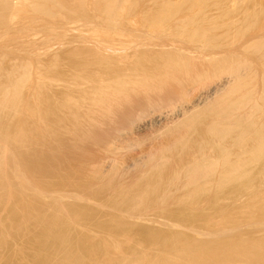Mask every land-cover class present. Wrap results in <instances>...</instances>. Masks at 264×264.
I'll return each instance as SVG.
<instances>
[{
	"label": "bare ground",
	"instance_id": "1",
	"mask_svg": "<svg viewBox=\"0 0 264 264\" xmlns=\"http://www.w3.org/2000/svg\"><path fill=\"white\" fill-rule=\"evenodd\" d=\"M31 1H32V5H30L31 3H28V2L27 3L29 5H27L26 0H16V2H13L12 0H0V26H4V32H2L3 29L0 31V33L1 32L4 33V35L0 34V42L4 46V47H2V49L5 47L11 48L10 47L11 45L17 46L19 50L27 49V48H29V41H31L33 38L37 37L38 30L35 31V29H33L32 27L35 25L36 22L38 23L39 21H42L48 17L45 14L51 11V8H50L51 6L46 5V2L47 3L51 2V0H31ZM130 1H132L131 4H134V5H136V4L139 5L141 3L155 4L158 2V0H130ZM238 1L239 0H196V2H194V3L196 5L197 4H201V5L204 4L206 6L211 7L212 5H217V4H224V5L231 4V5H233L234 3H237ZM98 2H99V4H100V2L105 4V6H106V9H105L106 12L105 13L107 14V16L113 17V16L121 14L122 11H120V9L125 6V3L128 2V0H100ZM192 2H193V0H191V4H193ZM26 6H29V8ZM31 6H33V7H31ZM38 11L44 12L45 13V14L43 13L44 16H47V17H45L44 19H41L42 14H40V13L38 14ZM164 13H162V14L160 13L159 18H160V16L162 18V16H164V17L166 16L165 14H169V13H165V14ZM39 15H41V16H39ZM48 18H50V17H48ZM162 19H164V18H162ZM249 19L251 20L252 17ZM45 21H44V24L41 22L43 24V25L41 24V26H42L41 28L44 29L42 31L44 32L46 37L49 34L51 35V36L49 35L50 37H53L54 34H51V33L54 30L51 31V29H52L51 25L55 26V24L57 23V25L59 26V25H61V24H59L60 21L55 22V21L51 20V18H50L49 23H48V21L47 22H45ZM51 21H53L52 22L53 24H51ZM46 23H48V24H46ZM62 24H63V22H62ZM39 27H37V28L39 29ZM55 27H53V28H55ZM61 27H63V26H60V28ZM63 28H62L63 32L66 33V31H64ZM57 29L58 28H55V31ZM59 29L57 31L62 32L61 29L60 30ZM39 31L41 32V29H39ZM55 31H54V33L57 34L58 32H55ZM146 32H148V31H146ZM254 32L255 31L249 33V37L254 39V42L250 43L252 48L255 49L258 46L259 47L261 46L264 48V43L262 41H259V40H261L260 37H262V39H263L262 33H264V29L262 30V32L260 31L261 33L260 32L254 33ZM64 33H62V35L65 36ZM231 34L232 35L235 34V35H239V36H244V35L246 36L247 32H245L243 30V31H236L235 33H231ZM42 35H43V33H42ZM60 35H61V33L60 34L58 33V36H60ZM74 35H77V34H74ZM41 36L38 35V38ZM79 36H80V34H79ZM79 36L78 37L76 36L77 37L76 39H78V38L82 39V36H81V38ZM43 37H44V35H43ZM38 38H36L37 43L39 41ZM45 38H43V39L45 40ZM60 38H61V36H60ZM46 39L48 40V38H46ZM56 39H58V38H56ZM255 39L256 40L259 39V40L256 41ZM49 40L51 43L50 38H49ZM121 40L123 41V39H121ZM41 41H42V39H41ZM77 41L75 40V42H77ZM80 41H78V42H80ZM125 41L127 42V39ZM35 43L36 42H34V46H37L38 44H41L43 42L38 43V44L36 43L37 45H35ZM93 43H94V41H93ZM95 43L97 44V42H95ZM233 43H235V42H233ZM235 44H237V46H238L239 43L236 42ZM235 44L233 45L231 50H234L236 52L240 47L234 48ZM46 45H47V43L41 44L40 45L41 48H40V46L39 47L37 46L38 48L35 47V49L40 48L38 53H40V51H41V53H42V51L45 53L44 49L46 51H48L49 46L51 47L50 44L47 46ZM245 45L247 46V44H245ZM96 46H99V45H96ZM43 47H44V49H43ZM252 48H250V49L252 50ZM32 49H34V47ZM32 49H30V50H32ZM207 49H209V48H207ZM9 50L7 49V51H9ZM34 50L31 52L35 53ZM226 50L228 51L229 48ZM241 50H245V49L241 48ZM246 50L244 52L249 51V49H248V51H246ZM7 51H5V52H7ZM11 51H13V49ZM97 51H99V49ZM197 51H199V50H197ZM203 51H206V49L205 50L203 49ZM0 52H1V50H0ZM2 52H3V50H2ZM13 52H10V56H11V53H13ZM208 52H212V51H208ZM213 52H214V49H213ZM263 52H264V49H263ZM20 53H21V51H20ZM24 53L22 52V54H24ZM44 53H42V55ZM0 54H3V53H0ZM4 54L2 56H4ZM35 54H36V57L38 58L39 54H37V53H35ZM46 54H49V53H46ZM28 55L31 56L34 54L28 53ZM42 55H40V56L42 57ZM7 56H9V55H7ZM44 56H47V55L44 54ZM5 57H6V55L2 59L0 56V60L1 59L5 60ZM21 57H20V60H21ZM23 58H25V57H23ZM48 58H51V57H48ZM198 58H196V59H198ZM220 58H221V56H220ZM28 59H30L29 56H28ZM32 59H34V57L31 56L30 60H32ZM38 59H40V58H38ZM46 59H47V57H46ZM208 59H207V61H208ZM2 60H1V62H2ZM36 60H34V61H36ZM41 60H42V58H41ZM44 60H42L41 63H43ZM167 60H168V58H167ZM170 60H171V58L169 59V62H170ZM188 60H191V59H187V61ZM8 61H9V59H8ZM15 61H16V64L13 62V66L16 65V68H18L17 66H19V64H17V63L19 61L17 62V58ZM24 61H26V62H24ZM34 61H30L31 64H32V62L34 63ZM193 61H194V58L192 61L185 62L184 64H181V63H183V61L182 62L180 61L178 63L176 61L175 62L171 61L170 68L172 70H170V71L173 72L172 76H170V75L168 76L167 74H164V75L161 74V75H158L154 78L150 77V76H146L145 78H143L139 81L137 80V81L129 82V84L126 85L125 88H122L120 90L119 89L114 90V89L109 88L107 86H101V87H98L97 91L94 92L93 94L91 92V94L89 96H87L88 93H86V91H85V93L83 91L82 96H83V93H84V95L86 94V96L88 97L87 101H84V100H86V98L83 100V98L80 97V99H81L80 100L79 98L77 99V97L75 98L74 95L73 96L68 95L73 100L77 99V101L76 100L71 101L70 100L71 98L66 95L67 99H65L66 97L64 98L65 100H63V97H62V99H60L61 101L63 100V103L60 105V108H61V110H63V108H67V107L68 108L70 107V108L65 110L66 112L63 110L64 113L61 112L60 115H62V113L64 115H62L61 117H60V115H58L59 113L55 117L53 116V114L57 113L56 112L57 110H55L51 106V100L49 98L48 99L45 98L46 96H44V94H42L45 91V89L42 88V86H46L45 85L46 83L44 85L40 86V84L42 83L40 81V80H42L41 75H40L43 72L42 70H39L38 68L35 69V70H39V72H40V74H39V72L34 71V69H31L32 68L31 64L26 59L23 60V63L25 65H27V62H28L27 67L26 66L23 67V69L25 71H23V69H22V65H24V64L20 63L21 61L19 62L20 64H22V65H20L21 67H19V69H17V70L22 69V71L20 70V73L19 72L17 73L15 70L16 68H14L13 66L10 67L12 64L10 65L8 62L7 63H8V66L10 67V69L13 68L14 72L17 74L13 73L12 69H11L12 72L9 71L10 69L9 70L7 69L9 67H7L5 69V70H8L9 73L4 72L5 70L3 71L2 69H0V202H1V204L11 205L12 204L11 199H12V197H14L13 193H15V192L20 193L21 196H18V197H20V201L16 200L17 201L16 204L11 205L10 212L14 213L15 211H17V213H18V211H21L22 215L18 219H14L12 223L10 222L11 224H9V226L11 227V229L14 228V230H16L18 232H21V230L23 231L24 228L26 229V227H28L29 224H32L34 227H37V229L35 228L36 229L35 233H30L31 234V236H30V243L31 244L30 245H32L31 246L32 247L31 258H32V261L35 262V264H51L52 263L51 258L53 259L54 257H56L55 258L56 261L53 259L54 264H85V260H84V256H86L85 254L87 252H90V250H94V248L97 247L96 245L93 247L90 245V243L88 241V240H90V238L88 240H85L84 238L73 237V236L69 235V233H66L68 231V229L72 226V224L75 221L79 220L82 213L79 210L70 211L71 209L66 208L68 205L64 207L63 205H61L62 203L59 204V202H57V199L62 194L58 193L59 194V196H57L58 198L55 197L56 200H53L52 202L50 199V202H48L49 207L47 206V208H48L47 211L45 210V212H39V210H38V207H37L38 202L43 199L45 194L53 192V191H51V187H52L51 184L45 183V181L41 179L39 173H41V175H42V173L43 172L45 173V171L51 172V170L49 169L52 167L51 164L54 165V167H56L58 170V167H57V165L55 166V164L60 163V161H62L61 160L62 155L58 156V154H57V156L53 157L56 154L55 153L52 155L53 158L51 157V154L53 152V150L51 151V147L53 146V145L51 146L52 140H54L55 142L56 141L58 142L57 148L60 149L64 153V156L67 153V156L73 157V158H69V160L70 159L74 160V158L78 159V161H79L78 166L75 164L76 166L75 165L74 166L76 167V169H75V171H73V170L72 171L76 172V174L78 176H80L79 181L83 179V181H84L83 186L85 188L83 186L82 187L85 190L90 189V191L92 193L93 192L98 193V192L107 191V194H109L108 191L112 192V194L110 195V197L108 199L109 203L112 206H114V208L118 207V208L122 209L123 212L125 211V212H127V214H130V215L132 213L136 214V212L140 213L139 211L144 210V209H145V211H147V209H146V207H147L146 197L147 196L152 197L153 204H152L151 208L154 206V204L157 207H158V205L160 207V206H162L161 204H163L165 201H167L168 194H169L167 191H169V190L166 191L167 187H164L166 189L164 190L163 193L162 192L157 193L159 187L156 188V186H158L157 185L158 183L162 184L165 182V184H168V187H169V189H171V191L172 190L175 191L177 189H180V190H185L187 192V190L189 188H191V189L193 188L194 194L192 193V190H191L192 194L186 193L185 197H184L183 194L185 193V191H183L184 193L181 191L183 193V194L181 193L183 197L180 195L182 197V199L188 198V199L193 200V197L195 195H198L199 193L202 192V188L200 187L199 181L201 179H203V177L205 178V177L209 176L213 172V170L217 171V169H219L218 167L220 165H222L224 168L220 176H222V177L224 176L227 180H229L228 182H230L228 184L226 190H225L226 192H228L227 190H232V189L233 190L242 189L243 186H246V184H248L249 181L255 177V175L253 173H250V171L248 170V168H246V166L253 164L254 167L257 168V170H258L257 171L258 175L261 173H264V169H263L264 166L263 167L260 166V163L264 161V117H262L264 113H260V112H263V110H264L263 106L261 105V103L262 104L264 103V71H263L264 68L261 69L258 66L259 70L261 71V75H259L257 78L256 75L254 74V73H256V70L258 71L257 66H254L255 64H252L251 60L248 57L241 56V55L240 56L236 55V57H232V58L230 56V58L225 59L216 65L219 68L218 70L220 72H223L225 74V76L228 75L230 77V81H231V78H232V80H234L233 82L235 83V85H233L234 83L231 82V83H233L232 84L233 87L228 88L230 85H228V87H227L229 93L232 92L231 93L232 95H230L227 92L230 95V97H233V95L236 94L235 92L237 91V89L245 90V93L243 92L242 96L239 98L238 101L236 100L237 98L234 99L237 101L235 104H228L230 102H233V99H231L232 101H230V102L227 101L226 104H221L222 106L219 105L220 107L215 109V110H213L211 108V110H213V111L206 109V112L210 113L213 116L212 119L216 120V119H219L221 117L224 118V116H226L225 121L217 122V121L212 120V121H210L209 125H207L208 127H206L207 128L206 134L208 135L207 144L212 143L213 146L215 147L214 154L218 155L216 157V159L205 161V160H202V158L196 159L194 157L192 166L188 167L189 166L188 165V166L184 167V168L188 167V169L186 168L183 171V168H182V170L178 171V172H172L169 174L166 173L167 176H164L163 173H161V168L164 166L163 164L166 163L169 165V163L171 161H167V162L162 164L163 166H161L160 165L161 163L158 161V159L161 158V156L163 154L159 158L158 157L154 158L155 154L150 150L147 152L143 151V152H145V154L142 153L141 158L144 156L143 158H145V160H146L145 163H151V165L153 167L155 166V169L151 172H147V170L142 169V166H141L142 164L140 165V163H139L141 159H139L137 157V155H133V156H136L137 158L136 157L132 158L133 157L132 156L131 158H129V160L127 159L128 161L124 162L122 160L123 162H120L121 161L120 160V157H121L120 152L121 153L124 152L121 150H123L125 148V146L123 145L124 143L122 144V142H120L121 137L119 140L118 135L120 133H122L121 130L123 131V129L126 126L129 127V125H131L133 123L135 124L136 121L141 120L140 122H138V124L143 127L144 126L143 124H145V123L148 124V123H150V120L153 119L154 112H156V111L159 112L158 111L159 109H161V108L163 109V107L168 106V105L170 106L172 103H175V101L178 102L177 100L180 101L182 99L183 100L186 99L185 97H189L190 94H192L195 89L199 90L201 87L203 88L206 85V87L204 88L205 91L212 90L213 88L215 90L216 84L212 85L213 84L212 82H214L212 80V78H214L213 75L216 76V74H214V72H213V71H215L214 68H212L213 65L211 66V68L213 69L212 70L209 66V64H211V63H207L206 60L204 62L201 61L202 63H198V62L195 63V61L194 62ZM196 61H198V60H196ZM208 62H211V60H209ZM48 63H51V62L48 61ZM44 64L46 65L45 61H44ZM212 64H213V61H212ZM260 64H262V63L260 62ZM3 65H5V64L3 63ZM3 65H0V67H2ZM29 65L31 68L28 70L25 69V67L29 68ZM40 65H41L40 67L44 68L43 64H40ZM32 66H33V64H32ZM35 66H37V67L39 66V65H37V61H36ZM216 66H214V67L216 68ZM47 68H51V67L46 66L44 71ZM246 70L249 72L252 71L253 75L250 77L249 76L246 77L244 75ZM44 74H46V73H43V75ZM49 74H50V72H49ZM221 75L222 74H220V76ZM248 75H250V74H248ZM71 76H72V74H71ZM211 76H212V78H211ZM228 76H226V77H228ZM48 77L49 76H47V78ZM50 77H52V80L54 79L53 76H50ZM66 77H67V75H66ZM47 78L45 81H50L51 78H48V80H47ZM67 78H65V79H67ZM220 78L221 77H219L218 80H220V82H221L222 79H220ZM44 79H45V77H44ZM57 79L58 78H56L54 81H56ZM73 79H72V81L75 82V78H73ZM209 80L211 81L212 84L210 83V85H212V86H210V85L207 86ZM223 80H224V77H223ZM39 81H40V84L37 83ZM45 81H43V82H45ZM65 82H67V81L65 80ZM73 82H70V83L72 84ZM220 82H218V83L220 84ZM222 83L224 84L225 82H222ZM50 85H51V83H50ZM225 85H227V84H225ZM225 85H224V87H225ZM47 86H46V88H47ZM224 87H221V88L224 89ZM218 88H216V90L214 92L219 91L218 93H223L227 89V88H225V90L223 92L222 91L220 92V90H218ZM42 89H44L43 92H42ZM235 89H236V91H234ZM48 90L51 93V90L50 89H48ZM205 91H203V92H205ZM233 91H234V94H233ZM77 92H78V90H77ZM203 92H202V94H203ZM73 93H76V92H73ZM239 93H240V91L238 92V94ZM195 94H197V93H195ZM77 95H79V94H77ZM204 95L206 96V94H204ZM214 95H215V93H214ZM214 95H213V97H215L216 95H218V97H219L220 94H216L215 96ZM205 96H203V95H202V97L199 96V99H201L203 97L205 98ZM225 96H227V94ZM55 97L57 98V95ZM58 97H59V95H58ZM209 97H211V96H209ZM59 98H61V97H59ZM227 98H228V96H227ZM192 99H194V96ZM206 99H208V97ZM220 99L222 101V99H224V98H220ZM189 100L194 102L190 98H189ZM194 100L196 101L197 99H194ZM213 100H215V98ZM216 101H217V98H216ZM223 101H225V99ZM206 102H203V103H206ZM55 103H56V105H57V103L60 104V102H55ZM211 103H212V101H211ZM220 103H222V102H220ZM207 104L209 105V102H207ZM53 106H55V105H53ZM57 106H59V105H57ZM205 106H206V104H205ZM216 106H217V104H216ZM213 108H216V107H213ZM164 113L165 112H163V114ZM195 113H198V112H195ZM200 114H202V113H200ZM260 114H262V116ZM51 116H53L52 119H54V120H52V123H54L52 131H51V128H52L51 127V124H52L51 123ZM193 116H195L194 113L190 117H193ZM202 116H204V115H202ZM163 117H165V116L163 115ZM190 117L187 120H190L191 119ZM159 120H161V119H159ZM191 120L193 121V119H191ZM207 120L205 118V122ZM141 122L142 123L144 122V123L142 124ZM188 123L191 124V122H188ZM202 124L204 125V123H202ZM185 125H186V122H185L184 126H182V128L184 127L183 130L185 129V127L188 126V125H186V126ZM149 126H152V124H150ZM176 128H178V127H176ZM146 129H147V127H146ZM174 130H172V131H174ZM174 132H172V133H174ZM177 132H179V129L177 130ZM183 133H185V132H183ZM121 135H119V136H121ZM123 135H124V133H123ZM126 135H127V133H126ZM169 135H171V134L169 133ZM125 137H128V135ZM177 137H178V135H177ZM128 138H130V137H128ZM182 138L183 137H181V139ZM134 139H136V138H134ZM165 139L166 138L164 137V141H166ZM173 139H174V137H173ZM195 139H196V137H195ZM201 139H203V138H201ZM128 140L131 141V139H128ZM130 141H128L127 143L129 144ZM134 141H136V140H134ZM186 141H188V140H186ZM202 141H204V139ZM243 141H245L246 150L244 149V146L242 147V149L245 150L244 151L245 154H243L242 157H238V156L232 157L231 156L232 152L229 153V148H226V146L232 144V142H234V144L237 145V144H240V142L243 143ZM124 142H126L125 139H124ZM169 142H170V140H169ZM175 142L176 141H174V144H175ZM131 143L134 144L133 141ZM171 143H173V142H170L169 145ZM207 144H206V146L209 147V150H211L212 149V148L210 149L211 145L208 146ZM130 145L132 146V144H130ZM130 145H128L126 147H129ZM157 145H159V144H157ZM203 145L204 144H202L200 146V148H201L200 152H202V151L204 152L203 149L205 146L203 147ZM53 147H55V145ZM170 147H172V146H170ZM163 148H165V146ZM152 149H154V146L151 148V150ZM160 149H159L160 153H164L167 151H168L167 153H170L169 150L166 151L164 149L165 151L163 152V150H162V152H161ZM167 149H168V146H167ZM192 149H195V147L194 148L192 147ZM233 149H236V148H233ZM146 150H148V148ZM238 150H239V148H238ZM191 152L192 151L190 150V153ZM196 152H197V149H196L195 153ZM207 152H208V149H207ZM207 152L205 151V153H207ZM210 153H211V155H213L215 157V155L213 154L212 151H210ZM44 154H46V155L48 154V157L44 158ZM194 154H193V156H195ZM208 154H209V152L207 153V155ZM188 155H189V153L184 154V152H183V155H181V156L188 157ZM193 156H191V158ZM167 157L168 156H165V158L163 160L167 159ZM175 158L173 157L172 163H173ZM51 159H52L53 163H51L52 162ZM169 159H171V158H169ZM205 159H207V158H205ZM210 159H211V156H210ZM69 160H67V161L68 162L72 161V160L71 161H69ZM185 161H187V160L185 159ZM62 162L60 163L61 164L60 167H62V165L66 161L63 162V164H62ZM75 162L76 161H73V163H75ZM161 162H163V161L161 160ZM145 163H144V165H145ZM172 163H170V164H172ZM69 164L71 165V163H69ZM187 164L191 165V163H187ZM147 166H149V164ZM182 166H184V165H182ZM53 168H52V170H53ZM68 168H70V167L68 166ZM65 169H67V166ZM70 169H72V167ZM167 169H169V168H167ZM177 170H179V169H177ZM220 171L221 170H219V172ZM52 172H55V171H52ZM77 175H76V177H77ZM262 175L264 176V174H261V177H262ZM67 176H69V173L67 174ZM63 177H61V178H63ZM72 177H73L72 179H74L75 175ZM66 178L68 179V177L65 176V179ZM45 179H47V178H45ZM65 179H64V181H65ZM70 179H71V177L69 178V180ZM140 179H142V182H140ZM238 180H240V181H238ZM206 181H209V180H206ZM60 183H59V185H60ZM66 183H68L67 180H66ZM69 183L71 185H73L72 184L73 182L71 183L69 181ZM69 183L67 185H69ZM80 183L82 184L81 181H80ZM202 183H204V182H202ZM256 183H254V184L256 185ZM78 184L76 182V185H78ZM135 184H141V185L138 186ZM71 185L67 186V188L68 187L69 188L75 187V189L78 190L79 187H76L75 183L73 186H71ZM133 186H136V188H134ZM53 187H54V185H53ZM80 188H81V185H80ZM203 188H204V186H203ZM55 189H56V186H55ZM82 189H81V191H82ZM162 189H163V187H162ZM248 189H250V188H247V190ZM47 191H49V192L46 193ZM79 191H80V189H79ZM165 191L167 193H165ZM171 191H169V192H171ZM204 191H205V189H204ZM54 192H57V191L55 190ZM62 192L60 191V193H62ZM70 192H71L70 196H72L73 192L72 191H70ZM178 192H179V190H178ZM17 193H15V194L17 195ZM90 193H89V195H90ZM66 194L67 193H65V195ZM83 194H84V191H83ZM175 194H176V191H175ZM175 194H173V192H172V195H175ZM252 194H253V192H252ZM252 194H251V197H250V195H247L246 200H248V201H244V202H248L247 205L244 204L246 206L245 209H247V208H251V209L253 208L254 209L255 208L254 206L256 205L255 201H258L257 204H259V200L264 202V200H263L264 199V196H263L264 191H262V190L257 191V193H255L254 196H252ZM65 195H62V196L65 197ZM218 195H219V193L216 194V197ZM67 196H68V194H67ZM180 196H178V197H180ZM169 197H170V195H169ZM248 197H250V198L248 199ZM50 198H51V195H50ZM96 198H97V196H96ZM244 198H246V197H244ZM60 199H62V198L60 197ZM60 199H59V201H60ZM169 199H168V201H169ZM98 200H99V198H98ZM44 201H46V200H44ZM34 202L35 203L37 202V204H34ZM40 202L42 203V205L40 204L41 206H43V204L46 203V202L43 203V201H40ZM62 202H63V204L65 203L64 201H62ZM105 202H107V201H105ZM185 202H186V200H185ZM262 203H260V204L262 205ZM190 204H193V203H190ZM242 204H243V202H242ZM252 205H253V207H252ZM245 206H243V207H245ZM4 207H2V210H4L6 208V207L5 208ZM75 207H77V206H75ZM261 208H260V211H262ZM110 209H111V207H110ZM257 209H258V207H256V210ZM119 210H117V211H119ZM122 210H120V212ZM148 210H149V208H148ZM177 211H178V209H177ZM245 211L246 210H244V212ZM258 211H259V209L257 210V212ZM10 212L8 211V213H10ZM83 212H84V210H83ZM90 212H92V211H90ZM244 212H241V214L240 213L239 214L242 215V213L244 214ZM257 212H255L253 214L259 215V213H257ZM6 213H7V211H6ZM248 213L250 214L249 210H248ZM245 214H247V213L245 212ZM262 214H263V211H262ZM234 215L235 214H233V216ZM236 215H237V213H236ZM261 216L263 217V215H261ZM240 218L242 219L243 217H240ZM245 218H244V220H245ZM247 218H249V217H247ZM252 218H254V217L252 216ZM259 218H261V217H259ZM231 219H232V221L235 220L234 218H231ZM224 220L226 221V219H224ZM92 221H93V219H92ZM232 221H230V222H232ZM3 223L5 224V222H3ZM225 223H226L225 225H227V222H225ZM99 225H98V228H99ZM86 226H88V224ZM94 226H96V223ZM116 226H117V223H116ZM7 227L8 226L6 225L4 228L7 229ZM29 227H28V229H29ZM113 227H115V226H113ZM215 227H219V226H215ZM2 228H3V226H2ZM2 228L0 229V244L3 242V240L5 241V238H7L11 235V234H9L7 236V230L5 233V229L4 228L2 229ZM94 229H96V228H94ZM99 229H102V228H99ZM106 229H107V227H106ZM215 230H217V229L215 228ZM215 230H212L213 233ZM29 231H27V233ZM8 232H10V228H9ZM24 232H22L23 235H24ZM111 234H113V232ZM17 235H19V233H17ZM140 235H141V237H140L141 243L142 242H146V243L155 242V243H158L159 245H161V247L163 249H166L168 252L169 251L170 252H176V251L181 252V253L179 252L180 256H172V253L168 255V253L160 252L161 254L159 253L160 255L157 256V259H155L157 261V264H226V263H228V264L229 263H232V264H247V263H249V264L250 263L264 264V237L260 239L259 236H256L257 238L259 237V239H255V237L254 238H249V237L243 238V236H241L242 239L239 241H231V240H229L231 238H228V240H225L223 242H215V240H214L215 244L213 246H211L210 249H208V253L207 252L205 253L203 251H202L203 253L202 252L199 253V252H196L199 249L195 251V248L197 245L195 246V248L192 245L191 246L190 245H187V246L183 245V243L180 245V243H179V242H181V241H179L180 238L177 237L176 236L177 234H174V233H173V235L170 234V236H168V238H166V237H164V235L162 236L161 234H159L155 231H151V229H150V231H141ZM178 235H179V233H178ZM80 236H82V235L80 234ZM250 237H252V236H250ZM27 238H29V236ZM223 238L226 239L225 237H223ZM239 238L240 237H238V239ZM182 242H184V241H182ZM5 243H6V241H5ZM5 243H3V244L5 245ZM141 243L140 244L138 243V244L141 245ZM192 244H194V243L192 242ZM26 245H29V243ZM142 245L145 246L144 243H142ZM206 245H202V246L205 247ZM12 248H13V246H12ZM17 248H19V247H17ZM105 248H107L106 245H105ZM111 248H112V246H111ZM111 248H109V250ZM112 251L113 250L108 251V252L112 253ZM11 252L13 253L12 250H11ZM92 255H93V252H92ZM107 255H105L106 256L105 259L95 260L94 262H91L90 264H112L113 262H116V264H138L137 260L127 259L124 257L112 259L111 257H109ZM94 256H96V255H94ZM0 259L4 260L1 258V255H0ZM86 259L88 260L89 257H87ZM93 259H94V257H93ZM149 260L146 262L144 261L143 264H152L153 262H156L154 260H151L152 261V263H151ZM91 261H92V259H91ZM5 264H9V263L5 262ZM87 264H89V263H87Z\"/></svg>",
	"mask_w": 264,
	"mask_h": 264
},
{
	"label": "rangeland",
	"instance_id": "2",
	"mask_svg": "<svg viewBox=\"0 0 264 264\" xmlns=\"http://www.w3.org/2000/svg\"><path fill=\"white\" fill-rule=\"evenodd\" d=\"M12 1L16 2V0H12ZM30 1L31 0H26V3L28 2V3H31L30 5H32V1L31 2ZM98 1H100V0H51V2H48V3L46 2V5L51 6L50 7L51 11L46 13V14L44 12L38 11V14L39 13L42 14V16L39 15V16H41V19H44L45 17L48 16L51 18V20H53L55 22L60 21L59 24H61V25H59V26L57 25V23L55 24V26L57 25L56 27L54 25H51V28H52L51 31H53V30L55 31V28L59 29L60 26H63L64 28L63 27L60 28L62 32H58L57 31L58 29L55 31V32H58L59 34L61 33V35H60L61 38H60V36H58V33L55 34L54 31L51 33V34H54L53 35L54 38L50 37L51 36L50 34H49L50 36L49 35H47V37L45 36L44 32L42 31L44 29L41 28L42 27L41 24L42 23L44 24L45 20H46L45 22L48 21V23H49L50 18L47 17L48 19L46 18L42 21H39L38 23L36 22L35 25L32 27L33 29H35V31L38 30L37 37H35L31 41H29V48L23 49L24 51L22 49L19 50L17 46H13V45L10 46L11 48L5 47L2 49V47H4V46L0 42V44L2 45V46L0 45V50H1L0 53H3V54L5 53L4 56L6 55L5 60H2L4 58V56H2L3 54H0V56L2 58L1 59L2 62L0 60V65H3V63L5 64L2 67H0V69H2L3 71L7 67H9L8 63L10 65L12 64L10 67L13 66V62L16 64V61H15L16 58H17V62L21 61L20 63H23V60H25V59L28 62L34 61L37 59L36 60L37 65H39L38 67L35 66L36 61H34V63L32 62L33 66L30 62L32 68L30 67V65H29V68H26L28 65V62H27V65H25L24 63H23L24 65H22L18 62L17 63V64H19V66H17L18 68H16V65L13 67L16 68L15 70L17 73L18 72L20 73V70L22 71L24 66H26L25 69H27V70L31 68L37 72H39V70L43 71V72L41 71L42 74H40V72H39V74L41 75V78H42V80H40V81L42 83L40 84V81L37 83H39L40 86L44 85L45 83H46L45 84L46 86L48 85L47 88H46V86H42V88L45 89L44 92H43L44 89H42V92H43L42 94H44V96H46L45 98H47V99L49 98L51 100V106L55 110H57L56 111L57 113L53 114L54 117L58 113H59L58 115H60L61 112L64 113L65 110L70 108V107L69 108L68 107L63 108L64 111L61 110V108H60V105L63 103V100L67 99L68 95H70V96L74 95V97L75 98L77 97V99L78 98L80 99V97H81L84 100L86 98V100H84V101H87V98H88L87 96H89L91 94V92H92V94L94 92H96L98 87H101V86H107V87L112 88L114 90H116V89L120 90L122 88H125L126 85L129 84V82L137 81V80L139 81V80L145 78L146 76H150L153 78L158 76V75H161V74H163V75L167 74L168 76L169 75L172 76L173 72L170 71V70H172L170 68L171 61H174V62L176 61L177 63L180 61L181 62L183 61V63H181V64H184L185 62L192 61L194 58L195 63L196 62L202 63L201 61L204 62L205 60L207 63H211V64H209V66L211 68V66L213 65L212 68H214V70H215L213 72H214V74H216V76H214L212 74L214 78H212V76H211V78L214 82H212L213 83L212 84L211 83L212 80L210 79L211 81L210 80L208 81L207 86H209L210 83L212 85L216 84V88L219 87L218 90H220V92L221 91L223 92L225 90V88L228 87V85H230L228 88L233 87V85H235V83L233 82L234 80H232V78H231V81H230V77L228 75H226V76H228V77H226L225 74L223 72H220L218 70L219 68L216 66L221 61L230 58V56H231V58L236 57V55L246 56L251 60L252 64H255L254 66H257V68L259 66L261 69L264 68L263 67L264 66V52H263L264 48L261 46L260 47L258 46L255 49L252 48L250 43L254 42V39L249 37V33L253 32V31H255V32L261 31L262 32V30L264 29V0H239L237 3H234L233 5H231V4H228V5L217 4V5H212L211 7L206 6L204 4H202V5L197 4L196 5L194 3V2H196V0H193V2H192L193 4H191V0H158V2L155 4L141 3L139 5L131 4L132 1L128 0V2L125 3V6L120 9V11H122L121 14L113 16L114 18L111 16L110 17L107 16V14L105 13L106 12L105 11V9H106L105 4H103L101 2L99 4ZM28 3H27V5H29ZM26 7L29 8V6H26ZM31 7H33V6H31ZM164 12L169 13V14H165ZM43 13L47 16H44ZM160 13L161 14L164 13L166 15L165 17L162 16V18H164V19H162L161 16H160L161 19L159 18ZM251 17H252V19L250 20L249 18H251ZM53 21H51V24H53L52 23ZM61 21L63 22V24ZM48 23H46V24H48ZM37 27H39V29H41V32L43 33L44 37ZM53 27H55V28H53ZM62 28L64 29V31H66V33L63 32ZM2 29H3L2 32H4V26H0V31ZM243 30L245 32H247L246 36L245 35L239 36V35H235V34L232 35L231 34V33H235L236 31H243ZM146 31H148V32H146ZM2 32L0 34L4 35V33H2ZM62 33H64L65 36L62 35ZM78 33L80 34V36ZM74 34H77V35H74ZM262 34H263V39H262V37H260L261 40H259V39H257V40L255 39V40L256 41L259 40V41H262L264 43V33H262ZM38 35L39 36L42 35V36L38 38ZM76 36L77 37L79 36L80 38L82 36V39H79V38L76 39L77 38ZM42 37L43 38L46 37V38H48V40L46 38L44 40ZM36 38H38L40 41V42L38 41V43L43 42L41 44L47 43V45H49V44L51 45V47L49 46L48 51H46L43 47L45 53L43 51H42V53H44L47 56H44V54L42 55L41 51H40V53H38L40 48H41V46H40L41 44L37 43ZM49 38L51 39V43H50ZM56 38H58V39H56ZM41 39H42V41H41ZM121 39H123L124 42ZM126 39H127V42L125 41ZM75 40L76 41L81 40V41L75 42ZM93 41H94V43H93ZM34 42H36L38 44L37 45L35 43V45H37L38 47L40 46L39 49H35V47H37V46H34ZM95 42H97V44ZM233 42H235V43L238 42L239 43L238 46H237V44H235ZM244 43L247 44V46ZM234 44H235L234 48L240 47L236 52L234 50H231ZM96 45H99V46H96ZM33 47L35 50L32 49ZM207 48H209V49H207ZM228 48H229V50L227 51L226 49H228ZM241 48H243L245 50L248 48L249 51L247 49L246 51H248V52H244L245 50H241ZM250 48H252V50ZM7 49L8 50L10 49V50L7 51ZM12 49L14 52L11 51ZM30 49H32V50H30ZM98 49H99V51H97ZM203 49L204 50L206 49V51H203ZM213 49H214V52H213ZM2 50H3V52H2ZM33 50L35 51V53L39 54L38 58H40V59H38L36 57V54L34 52H31ZM197 50H199V51H197ZM5 51H7V52H5ZM20 51H21V53H20ZM208 51H212V52H208ZM10 52H13L14 54L11 53V56H10ZM22 52L23 53L25 52V53L22 54ZM28 53H33L34 55H31V56L34 57V59L30 60L31 56L28 55ZM46 53H49V54H46ZM7 55H9V56H7ZM27 55L29 56L30 59H28ZM40 55H42V57ZM220 56H221V58H220ZM20 57H21V60H20ZM23 57H25V58H23ZM46 57H47V59H46ZM48 57H51V58H48ZM41 58H42V60L45 59L44 61H45L46 65L44 64V61H43V63H41V61H42ZM167 58H168V60H167ZM170 58H171V60L169 62ZM196 58H198V59H196ZM8 59H9V61L10 60L11 61L9 62ZM187 59H191V60L187 61ZM195 59L198 61H196ZM207 59H208V61L211 60V62H208ZM48 61L51 63H48ZM212 61H213V64H212ZM24 62H26V61H24ZM260 62L262 64H260ZM40 64H43L44 68L40 67L41 66ZM20 65H22V69L17 70V69H19V67H21ZM46 66L47 67L49 66L51 68H47L44 71ZM214 66H216V68ZM10 67L7 69L9 70ZM36 68H38L39 70H35ZM11 69H12L13 73H15L14 69L13 68H11ZM11 69L9 71H11ZM8 70H5L4 72H8ZM23 71H25V70L23 69ZM263 71H264V69H263ZM49 72H50V74H49ZM17 73H15V74H17ZM43 73H46V74L43 75ZM71 74H72V76H71ZM220 74H222V75L220 76ZM248 74H250V75H248ZM254 74L256 75L257 78L259 75H261V71L259 70V68H258V71L256 70V73H254ZM66 75L68 78L66 77ZM244 75L246 77L247 76L250 77L253 75V72L252 71L249 72L246 70ZM47 76H49L48 78H51L50 79L51 82L45 81ZM50 76H53L54 79L52 80V77H50ZM44 77H45V79H44ZM72 77L75 78V82L72 81V79H73ZM219 77H221L220 79H222L221 82H220V80H218ZM223 77H224V80H223ZM48 78H47V80H48ZM56 78H58L59 80L57 79L56 81H54ZM65 78H67V79H65ZM64 79L67 82H65ZM226 80L227 81L229 80L228 82L230 84ZM43 81H45V82H43ZM70 82H73V83L71 84ZM218 82H220L221 85ZM222 82H225V83L223 84ZM231 82H233L234 84ZM50 83H51V85H50ZM225 84H227V85H225ZM212 85H210V86H212ZM224 85H225V87H224ZM205 87H206V85L203 88L201 87L199 90L195 89L193 91V93L190 94L189 97H185L186 99L188 98L187 100L186 99H184V100L182 99L180 101L177 100L178 102L175 101V103H172L170 106L169 105L165 106V107H163V109L161 108L162 110L159 109L158 110L159 112H157V111L154 112L153 119H152L153 121L149 119L150 123H148V124L147 123L143 124L144 122L143 123L141 122L144 125L143 127L138 124V122L141 121L140 120V121H136L135 124L133 123V124L129 125V127L126 126L123 129V131L121 130L122 133H120L119 135H121V134L122 135L121 136L118 135V137H119V140L121 137L120 142H122V144L124 143L123 145L125 146V148L123 150H121V151H124V152H122L123 154L120 152V154H121L120 155L121 156L120 162H123V161L126 162L133 155H137V157L142 160V161L140 160V162H139L140 165L142 164L141 165L142 169L147 170V172H151L155 169V166L153 167L151 165V163H145L146 160H145V158H143L144 156L141 158L142 153L145 154V152L150 150L155 154L154 158H157V157L159 158L163 154L161 156L162 159L159 158L158 161L161 163L160 164L161 166L164 165L161 168V173H163L164 176H167L166 173L169 174L172 172H178V171H181L182 168H183V171L186 168L188 169V167L192 166L194 157L196 159L202 158V160H205V161L216 159V157L218 155L214 154L215 147L213 146L212 143L207 144L208 135L206 134V129H207L206 127H208L207 125H209L210 121H212V120L217 121V122L225 121L226 116H224L225 119L223 117L216 119V120L212 119L213 116L210 113H207L206 109L213 111V110L219 108L220 107L219 105L226 104L227 101L228 102L232 101L231 99H233V102H230L228 104H235L239 100V98L242 96L243 92L245 93V90L237 89V91H236V89H235L234 91H236L235 92L236 94H234V91H233L234 95H233V97H230V95H232L231 94L232 92L229 93L228 88L225 90V92L218 93L219 91L214 92L216 90V88H215V90L213 88L212 90L205 91L204 90ZM221 87H224V89ZM48 89L51 90V93L49 92ZM77 90H78V92H77ZM238 90L240 91L239 94H238V92H239ZM83 91H84V93H85V91H86V93H88L87 96H86V94L84 95V93H83L84 97L82 96ZM203 91H205L206 93ZM73 92H76V93H73ZM202 92H203V94H202ZM195 93H197V94H195ZM214 93H215V95L220 94L219 97H218V95L215 96ZM225 93L227 94L228 98H227V96H225L226 95ZM77 94H79V95H77ZM204 94H206L208 99H206L207 97ZM56 95H57V98L55 97ZM58 95L61 98H59ZM202 95L205 96V98L204 97L201 98ZM208 95L211 97H209ZM213 95L215 97H213ZM70 96H68V97H70ZM193 96H194V99H197L196 101L194 99H192ZM199 96H201L200 97L201 99H199ZM62 97H63V100L61 101L60 99H62ZM189 98L191 100H193L194 102L190 101ZM214 98H215V100H213ZM216 98H217V101H216ZM220 98H224L225 101H223L224 99H222V101H221ZM77 99H75V100L77 101ZM234 99H236L237 101ZM70 100L72 101L73 99L71 98ZM75 100H73V101H75ZM206 101L209 102V105L207 104ZM211 101H212V103H211ZM55 102H60V104L57 103V105H59V106H57ZM203 102H206V103H203ZM220 102H222V103H220ZM205 104H206V106H205ZM216 104L218 107L216 106ZM53 105H55V106H53ZM261 105L264 108V103L263 104L261 103ZM213 107H216V108H213ZM211 108L213 110H211ZM162 111L165 113L163 114ZM195 112H198V113H195ZM63 113H62V115H64ZM193 113L195 116L190 117L193 115ZM200 113H202V114H200ZM260 113H264V110H263V112H260ZM62 115H60V117ZM163 115L165 117H163ZM202 115H204L205 117ZM260 115L262 116V114H260ZM53 116H51V123H52V120H54V119H52ZM189 117L191 119H193V121L191 119H190L191 121L187 120V119H189ZM262 117H264V114ZM205 118H206V120L209 118L208 119L209 121L207 120L205 122ZM159 119H161V120H159ZM184 121L186 122V125H188V126L185 127V129L183 130L184 127L182 128V126H184V124H185ZM188 122H191V124ZM202 123H204V125ZM53 124L54 123L51 124V127H52L51 131L53 130V126H54ZM150 124H152V126H149ZM146 127H147V129H146ZM176 127H178V128H176ZM178 129H179V132H177ZM172 130H174L175 132ZM172 132H174V133H172ZM183 132H185V133H183ZM123 133H124V135H123ZM126 133H127L128 137H130V138L125 137V136H127ZM169 133L171 135H169ZM177 135L179 138L177 137ZM164 137L166 138L165 140L167 142L164 141ZM173 137H174V139H173ZM181 137H183V138L181 139ZM195 137H196V139H195ZM134 138H136V139H134ZM201 138H203L204 141H202L203 139H201ZM124 139L126 142H124ZM128 139H131V141ZM133 139L136 141H134ZM168 139L170 140V142H173V143H171L169 145L170 142ZM186 140H188V141H186ZM128 141H130L129 144L127 143ZM132 141L134 142V144L131 143ZM174 141H176L175 144H174ZM51 143H52L51 146L55 145V147H53V146L51 147V151L53 150L51 157L53 154L56 153L53 157L57 156V154H58V156L62 155L61 160L63 161L65 159L63 162H65V161L66 162L63 164V162L60 161V163L62 162V164H63L62 167H60V165H61L60 163L55 164V166L57 165L58 170L56 167H54V165L51 164L52 167L49 168L51 170V172L45 171V173L43 172L42 175H41V173H39L41 179L44 180L45 183L51 184V186H52L51 191H53V192L48 193L49 191H47L46 193H48V194H45L43 199L40 200V201H43V203L46 202L45 204H43L44 207L41 206L42 203L40 201L38 202L37 207H38L39 212H45V210L47 211V209H48L47 206L49 207L48 202H50V199L52 202L53 200H56V198H58L57 196H59V194H62V195H65V193L68 194V196L66 194L65 197L60 195L59 198L57 199V202H59V204L62 203L61 205H63L64 207L68 205L66 208L71 209L70 211H74V210L81 211L82 215L79 218V220L75 221L72 224V226L68 229V231L66 233H69V235H71L73 237L84 238L85 240H88L90 238V240H88L90 245L92 247L95 245L97 246V247H95L96 249L94 248L95 251L90 250V252L91 251L93 252V255H92V252L91 253L87 252L85 254L86 255V256H84L85 264H87V263L90 264L91 262H94L95 260L105 259L106 258L105 255H107V254H108L107 256L111 257L112 259L124 257L127 259L137 260L138 264H143L144 261L146 262L149 259H150L149 261L151 263H152L151 260L156 261L155 259H157V256H159L161 254L160 252L168 253V255L172 253V256H180L179 255L181 253L180 251H179L180 253L178 251H176L177 253L176 252H170V251L168 252L166 249H163L161 247V245H159L158 243H155V242H153V243L142 242L145 245V246H143L141 241H140L141 231H150V229H151V231H155V232L161 234L162 236L164 235V237H166V238H168V236H170V234L171 235H173V233L177 234L176 236L179 237L180 238L179 241H181V242H179L180 245L183 243V245H186V246L192 245L194 248L197 245L195 248V251L199 249L200 251L199 250L196 251L199 253L202 251L205 253L206 252L208 253V249H210V247L213 246L215 244V242H223L225 240H228V238H231V239H229L231 241H239L242 239L241 236H243V238H246V237L254 238L255 237V239H259V237L261 239L264 237V219H263L264 218V210H263L264 209V207H263L264 202L259 200V204H257L258 201H255L256 205L254 206L255 207L254 209L253 208L252 209L247 208L249 210L250 214L248 213V210L245 209L246 208L245 205H247V203H248V202H244V201H248V200H246L247 195H250V197H251L252 192H253L252 196H254L255 193H257V191H260V190L264 191V176L262 175V177H261V174H264V173H261L258 175L257 174L258 170H257V168L254 167L253 164L246 166V168H248L250 173H253L255 175V177L252 180H250L249 183L246 184V186H243V188L240 190H238V189L233 190L232 189V190H227L228 192L225 191L230 182H228L229 180H227L224 176L223 177L220 176L223 169H224L223 166L220 165L218 167L219 169H217V171L213 170V172L209 176H207L205 178L203 177V179H201L199 181L200 187L202 188V192L199 193L198 195H195L193 197V200L188 199V198L182 199L183 196L185 197L186 193L187 194H189V193L194 194L193 188L192 189L189 188L187 190V192L185 190L177 189V190H175L176 194H177L176 195L175 191H173V190L171 191V189H169L168 184H165V182L162 183L163 185L158 183L157 184L158 186H156V188L159 187L157 193H161V192L163 193L164 190L166 189L164 187H167L166 191L167 190L171 191V192L167 191L169 193L168 194V199L170 198L169 201L167 199V201H165L163 204H161L162 206H160V207H159V205L157 207L154 204V206L151 208V206L153 204L152 197L147 196L146 197V204H147L146 209H147V211H145V209H144V210L139 211L140 213L136 212L137 215L135 213H132L130 215V214H127V212H125V211L123 212V210L118 208V207L114 208V206H112L109 203L108 199H109L110 195L112 194V192L108 191L109 194H107V191L98 192V193H94V192L92 193L90 191V189L89 190L86 189L87 190L86 191L84 189L85 187L83 186V184H84L83 179L81 178L82 180H80L82 182V184H81L79 181L80 176H78L76 174V172H73L76 169L75 166L76 165L78 166V162H79L78 159L74 158V160H72V159L69 160V158H73V157L67 156V153L64 156V153L60 149L57 148L58 147L57 141L55 142L54 140H52ZM130 144H132V146ZM157 144H159V145H157ZM202 144H204L203 147L205 146L203 149L204 152L203 151L200 152V149H201L200 146ZM206 144L208 146L211 145L210 149L211 148L212 149L209 150V147H207ZM128 145H130L131 147L130 146H129L130 148L126 147ZM166 145L168 146V149H167ZM153 146H154V149L151 150V148ZM164 146H165V148H163ZM170 146H172V147H170ZM243 146H244V149L246 150L245 141H243V143L240 142V144H237V145L234 144V142H232V144L227 145L226 148H229V153L232 152L231 153L232 157H237V156L242 157L243 154H245V152H244L245 150L242 149ZM155 147L157 149L161 148L160 149L161 152H162V150H163V152L165 150L166 151L169 150L170 153H167L168 151L164 152V153H160L159 149L157 150ZM192 147L193 148L195 147V149H192ZM147 148H148V150H146ZM206 148L208 149V152H209L208 155H207L208 152H207ZM233 148H236V149H233ZM238 148H239V150H238ZM189 149L193 153L192 152L190 153ZM196 149H197V152L195 153ZM143 151H145V152H143ZM205 151L207 153H205ZM210 151L213 152L215 157L213 155H211ZM183 152H184V154L189 153L188 157L181 156V155H183ZM193 154L195 156H193ZM171 155L172 156L174 155L173 157L177 158V159L176 158L174 159L173 163H172L173 157ZM165 156H168V157H167V159L163 160L165 158ZM191 156H193V157L191 158ZM210 156H211V159H210ZM45 157H48V154L47 155L44 154V158ZM135 157L136 156H133L132 158H135ZM169 158H171V159H169ZM205 158H207V159H205ZM185 159L187 161H185ZM67 160H69V161L72 160V161L68 162ZM161 160L163 162H161ZM51 161H52V159H51ZM73 161H76L77 163L76 162L73 163ZM167 161H171L170 163H172V164H170V163H169V165L166 164L165 162H167ZM51 163H53V161ZM69 163H71V165ZM144 163H145V165L149 164V166H147V165L145 166ZM163 163H165V164H163ZM187 163H191V165L187 164ZM182 165H184V166H182ZM66 166H67V169H65ZM68 166L70 168L72 167V169L68 168ZM185 166H188V167L184 168ZM260 166L261 167L264 166V161L260 163ZM52 168H53V170H52ZM60 168L61 169L63 168V169L61 170ZM167 168H169V169H167ZM177 169H179V170H177ZM263 169H264V167H263ZM219 170H221V171L219 172ZM52 171H55V172H52ZM68 173H69V176L71 175L70 180H69L70 177L67 176ZM64 175L66 177H68V179L67 178L65 179ZM74 175H75V177H74V179H72L73 178L72 176H74ZM76 175H77V177H76ZM61 177H63V178H61ZM45 178H47V179H45ZM64 179H65V181H64ZM66 180L68 183H69V181L71 183L73 182L72 183L73 185L75 183V186L79 187L78 190H76L75 187H73V188L68 187L67 188V186H70L71 184L69 183V185H67L68 183H66ZM206 180H209V181H206ZM240 180H238V181H240ZM58 182L59 183L61 182L60 185ZM76 182H77V184L79 183L81 185V188H80L79 184L76 185ZM140 182H142V179H140ZM202 182H204V183H202ZM254 183H256V185ZM53 185H54V187H53ZM73 185H71V186H73ZM135 185L140 186L141 184H135ZM55 186H56V189H55ZM203 186H204V188H203ZM133 187L136 188V186H133ZM162 187H163V189H162ZM247 188H250V189L247 190ZM79 189H80V191H79ZM81 189H82V191H81ZM204 189H205V191H204ZM55 190L57 192H54ZM178 190L180 193L178 192ZM191 190H192V193H191ZM60 191L61 192L63 191V192L60 193ZM70 191L73 192L72 196H70V194H71ZM83 191H84L85 195L83 194ZM166 191H165V193H167ZM181 191L182 192L185 191V193L183 192L184 193L183 194ZM172 192L175 195H172ZM15 193H17V192H15ZM15 193H13L14 197H12V199H11L12 200L11 205L16 204V202L18 200L20 201V197H18V196H21L20 193L18 192L17 195ZM89 193L91 196L89 195ZM181 193L183 194V196ZM218 193H219V195L216 197V194H218ZM50 195H51V198H50ZM169 195H170V197H169ZM96 196H97V198H96ZM178 196H180V197H178ZM263 196H264V194H263ZM60 197L62 199H60ZM244 197H246V198H244ZM250 197H248V199ZM98 198H99V200H98ZM59 199H60V201H59ZM184 199L186 200V202ZM44 200H46V201H44ZM61 200L65 202L64 203L65 205L63 204V202ZM105 201H107V202H105ZM242 202H243V204H242ZM190 203H193V204H190ZM260 203H262L263 206ZM34 204H37V202L36 203L34 202ZM11 205L1 204V202H0V229L2 228V226L4 228L7 225L8 226L7 229L4 228L5 233L7 230V236L9 234H11L9 237L5 238V241L7 244L5 243L4 240L0 244V246H1L0 247V253H1L0 255H1V258L4 259V260L0 259V261H1L0 264H5V262L9 263V264H35V262L32 261V258H31V253H32V247L31 246L32 245H30L31 244L30 243V236H31L30 233H35L37 227H34L32 224H29L28 225V227L30 226L29 229H28V227H26V229L24 228L23 231L21 230V232L14 230V228H12L13 229L12 230L11 227L9 226V224H11L14 219H18L22 214H21V211H18V213H17V211H15L14 213L10 212ZM253 205H252V207H253ZM75 206H77V207H75ZM243 206H245V207H243ZM2 207L5 208V209L3 208L5 211L2 210ZM110 207H111V209H110ZM256 207H258L259 211H260V208L262 207L261 210L263 211V214H262V211L257 212L258 209L256 210ZM148 208H149V210H148ZM116 209L117 210L120 209L122 211L120 212V210L117 211ZM177 209H178V211H177ZM83 210H84V212H83ZM244 210H246L245 212L248 215L245 214ZM6 211H7V213H6ZM8 211L11 214L8 213ZM90 211H92V212H90ZM241 212H244V214L242 213V215H240ZM255 212L259 213V215L258 214L254 215L253 213H255ZM236 213H237V215H236ZM233 214H235V215L233 216ZM261 215H263V217ZM252 216L254 218H252ZM240 217H243L242 218L243 220ZM245 217L246 218L249 217V218H247L248 220ZM259 217H261V218H259ZM231 218H234L235 220L232 221ZM244 218H245V220H244ZM92 219H93V221H92ZM224 219H226V221ZM230 221H232V222H230ZM3 222H5V224ZM225 222H227V225H225L226 224ZM95 223H96V226H94ZM116 223H117V226H116ZM87 224H88V226H86ZM98 225H99V228H102V229H99ZM214 225L219 226V227H215ZM113 226H115V227H113ZM106 227H107V229H106ZM9 228H10V232H8ZM94 228H96V229H94ZM215 228L217 230H215ZM212 230H215L214 233ZM27 231H29V232L27 233ZM22 232H24V235L22 234ZM112 232H113V234H111ZM177 232L179 233V235ZM17 233H19V235H17ZM80 234L82 236H80ZM28 236H29V238H27ZM250 236H252V237H250ZM256 236H259V237L257 238ZM223 237H225L226 239H224ZM238 237H240V238L238 239ZM214 240H215V242H214ZM182 241H184V242H182ZM192 242L194 244H192ZM3 243H5V245ZM28 243H29V245H26ZM138 243L139 244L141 243L142 246L139 245ZM105 245L107 248H105ZM202 245H206V246L203 247ZM12 246H13V248H12ZM111 246L113 249L111 248ZM17 247H19V248H17ZM109 248H111V249L109 250ZM11 250L13 251V253L11 252ZM111 250H113L112 253L108 252ZM94 255H96V256H94ZM87 257H89L88 260L86 259ZM93 257H94V259H93ZM55 258L56 257H54L53 259L56 261ZM53 259L51 258V261H52L51 264H54ZM91 259H92V261H91ZM154 263L157 264V261L153 262L152 264H154ZM112 264H116V262H113ZM226 264H228V263H226ZM229 264H232V263H229ZM247 264H249V263H247ZM250 264H256V263H250Z\"/></svg>",
	"mask_w": 264,
	"mask_h": 264
}]
</instances>
